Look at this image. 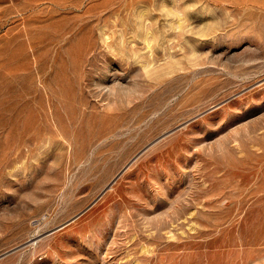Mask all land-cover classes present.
I'll return each instance as SVG.
<instances>
[{
	"label": "rangeland",
	"instance_id": "1",
	"mask_svg": "<svg viewBox=\"0 0 264 264\" xmlns=\"http://www.w3.org/2000/svg\"><path fill=\"white\" fill-rule=\"evenodd\" d=\"M0 264H264V0H0Z\"/></svg>",
	"mask_w": 264,
	"mask_h": 264
}]
</instances>
